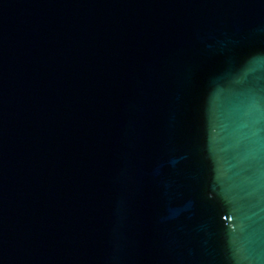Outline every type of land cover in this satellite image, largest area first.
I'll return each mask as SVG.
<instances>
[{
  "label": "water",
  "instance_id": "water-1",
  "mask_svg": "<svg viewBox=\"0 0 264 264\" xmlns=\"http://www.w3.org/2000/svg\"><path fill=\"white\" fill-rule=\"evenodd\" d=\"M0 264H264V0H0Z\"/></svg>",
  "mask_w": 264,
  "mask_h": 264
}]
</instances>
